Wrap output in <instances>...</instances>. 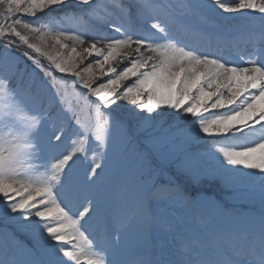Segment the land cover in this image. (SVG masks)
I'll return each mask as SVG.
<instances>
[{
    "label": "snow or ice",
    "instance_id": "obj_1",
    "mask_svg": "<svg viewBox=\"0 0 264 264\" xmlns=\"http://www.w3.org/2000/svg\"><path fill=\"white\" fill-rule=\"evenodd\" d=\"M99 7L98 0H0V221L14 222L35 245L18 253L0 243V264H264V0ZM213 7L245 21L259 17L258 36L247 33L251 51L238 61L177 35H215L192 19ZM67 21L90 26L66 29ZM69 88L96 98L89 101L95 127L80 124ZM165 118L181 120L173 135L183 143L209 146L175 156L177 172L241 186L259 181L254 227L225 229L194 215L189 225L199 201L167 172L161 181L159 170L142 165L129 178L123 159L119 201L109 202L102 174L115 133L129 121L152 126ZM161 234L172 241L167 250L153 243Z\"/></svg>",
    "mask_w": 264,
    "mask_h": 264
},
{
    "label": "rangeland",
    "instance_id": "obj_2",
    "mask_svg": "<svg viewBox=\"0 0 264 264\" xmlns=\"http://www.w3.org/2000/svg\"><path fill=\"white\" fill-rule=\"evenodd\" d=\"M194 3L203 4L205 3V0H193ZM224 3H233L236 2V0H222ZM98 3L100 7L97 9L98 13H104L105 8H112L117 3V0H98ZM201 12H204V15H200L197 17H194L192 19L198 18H205L208 15H226L222 12L219 8H205L202 9ZM24 19H32L30 17H24ZM90 26V22H79V21H67L64 25L66 29H77L81 32H87ZM30 39H32L30 37ZM32 42L38 43L35 39H32ZM67 43L69 46L72 45L71 40L63 41ZM51 43V42H50ZM58 47V46H57ZM78 49L80 46H77ZM22 49L31 52L30 49H27L26 46L22 45ZM70 50V48H69ZM48 51H54L52 47L49 46ZM32 55L36 56L38 59H40L46 66L50 64V61L47 60L46 57L41 56L38 53H32ZM28 64H31V61L27 62ZM53 71L56 76H61L64 74H60L55 71L53 68ZM71 77H67V79L70 80ZM72 79V78H71ZM106 79V78H105ZM81 93H87L85 90H79ZM67 99L68 102L75 106L76 112L80 121V124L84 128H93L96 124V114H95V108L91 104V107L89 106L88 102L90 101V97L86 96H80L72 92V90L69 88L67 90ZM95 101V99L93 100ZM259 107V103L257 105ZM130 127L134 131V138L133 135L125 129L122 128L118 130L115 133V141H126V143L130 142V146L124 145L121 148L113 147V151L110 153L111 161L109 167L106 169L108 172L106 174H102V179L105 184V194L109 202L112 204V200H116V202L119 201L120 192L117 188L118 183L120 180H122L124 177L120 174L119 171V161L121 159L125 160L129 166V178L132 176V174L136 171L137 168L140 166H148L152 169L159 170L161 173L160 179L161 181L164 180L163 173L167 172L170 176L174 177L175 181L178 182L183 189L190 195L195 197L199 201V206L196 209V211L193 214H190L186 221L189 225H193L192 221V215L198 216V214L207 206L212 207L213 205L218 204L216 199L221 196H227V198L233 201L241 200V198H238L235 196L240 197L238 195V192H241L240 194L243 196V199L247 196H251L252 199L261 201V188L260 183L258 180L250 181L247 186H241L232 183L231 181H222L220 179H214L210 180L205 175H202L200 173L195 174H184L179 173H169L165 169H162L163 166H165L166 163L169 165H172L175 168V164L171 161L173 158L179 154H182V151L184 149H187L189 151H198V150H204L207 149L209 146L202 144V148L200 147L201 144L197 143H183L181 138L178 136H174V126L175 125H182V122L179 118L175 120H169L167 118L162 119L157 124H153L152 126L147 125H137L135 122L129 121L125 127ZM157 138L158 140L153 139ZM128 138V139H127ZM135 139V140H134ZM161 139V140H160ZM208 139V138H206ZM70 143V141H69ZM215 143V141H213ZM117 142H114V145H116ZM163 149V150H161ZM222 159V157H221ZM166 163H164V162ZM90 159L87 162V164H90ZM164 163V164H163ZM87 164H80L78 165L81 170L85 167H87ZM168 166V165H167ZM239 168L242 172H249L252 170L243 169L242 166H236ZM176 169V168H175ZM210 190V191H209ZM198 194V195H197ZM251 199V200H252ZM249 200V199H248ZM247 200V201H248ZM220 206L222 209H225L227 212H231L229 210V204H225L223 202L220 203ZM232 208V207H231ZM82 210V209H81ZM248 216H245L242 218V221L247 223L246 220H248ZM195 226V225H194ZM0 230H3L4 236L3 238H0V243H4L5 241L9 243L13 250L17 251L18 253H27L29 249H34V239L27 234L25 231L20 230L17 225L14 222L11 221H0ZM153 240L155 241V245L158 246L159 249L167 250L169 248L166 247V236L161 235H154ZM160 242L164 243L160 244ZM172 244V242H171Z\"/></svg>",
    "mask_w": 264,
    "mask_h": 264
},
{
    "label": "bare ground",
    "instance_id": "obj_3",
    "mask_svg": "<svg viewBox=\"0 0 264 264\" xmlns=\"http://www.w3.org/2000/svg\"><path fill=\"white\" fill-rule=\"evenodd\" d=\"M233 17H235V14H233ZM161 150H163V149H161ZM163 162H164V161H163ZM164 163H166V162H164ZM164 163H163V164H164ZM166 165H168L167 168H166ZM170 168H173V166H172V165H169L168 163H166L165 166H163V169H165V170H169ZM251 205H252V208H253V209H256L257 206H258L256 201H253V202L251 203ZM76 206L79 207V205H76ZM80 210H81V209H80ZM171 242H172V241L170 240V238L166 236V245H167L168 248L171 247Z\"/></svg>",
    "mask_w": 264,
    "mask_h": 264
}]
</instances>
